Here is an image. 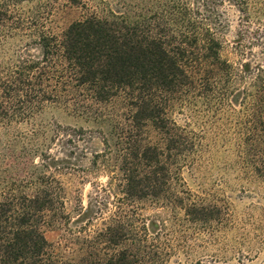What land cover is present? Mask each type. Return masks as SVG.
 Masks as SVG:
<instances>
[{
  "label": "trees",
  "instance_id": "16d2710c",
  "mask_svg": "<svg viewBox=\"0 0 264 264\" xmlns=\"http://www.w3.org/2000/svg\"><path fill=\"white\" fill-rule=\"evenodd\" d=\"M216 1L223 0H202L204 11L166 0L134 15L92 13L56 33L35 19L21 25L42 55L20 61L2 84L0 120L10 121L16 104H50L90 124L102 150L79 172L103 174L107 183L83 207L79 192L66 190L64 178L75 171L66 161L31 164L21 184L0 191V264H169L166 221L182 212L183 222L203 230L221 223V207L196 200L181 179L201 137L175 114L236 115L241 170L264 181V53L243 61L240 40L224 55L219 17L208 10ZM234 2L249 20L252 1ZM11 5L0 0L3 38ZM145 205L159 211L154 219L141 214ZM62 228L59 250L45 233Z\"/></svg>",
  "mask_w": 264,
  "mask_h": 264
},
{
  "label": "rangeland",
  "instance_id": "374dc122",
  "mask_svg": "<svg viewBox=\"0 0 264 264\" xmlns=\"http://www.w3.org/2000/svg\"><path fill=\"white\" fill-rule=\"evenodd\" d=\"M11 1L6 34L0 36V89L20 61L41 59L38 45L20 31L27 19H35L44 30L56 33L92 13L134 15L155 11L166 0ZM190 1L196 10L204 11L202 0ZM234 1H216L208 10L219 17L224 55H229L231 47L241 40L243 61H252L264 53V0H249V20ZM11 28L13 32L9 33ZM9 116L10 121L0 120V191L13 183L21 184L31 164L38 167L44 160H64L66 167L75 170L68 171L64 178L66 190L71 195L78 191L86 207L96 188L107 183L103 174L79 172L90 168L92 155L102 150L94 128L50 104L33 110L16 104ZM175 120L180 125L189 123L201 137L199 153L183 169L181 179L196 200L221 207L222 222L203 230L183 222L182 212L177 219L166 221L165 239L174 248L169 264H264V247L260 244L264 234V181L241 170L233 131L236 115L224 110L217 116L200 114L190 120L175 114ZM156 213L159 211L148 205L141 212L147 219H154ZM45 238L59 250L67 241L64 228L46 231Z\"/></svg>",
  "mask_w": 264,
  "mask_h": 264
}]
</instances>
